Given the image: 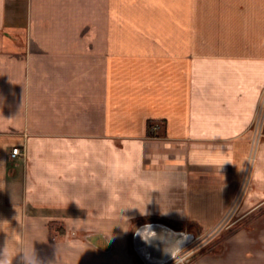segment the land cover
Instances as JSON below:
<instances>
[{"label":"crops","instance_id":"crops-1","mask_svg":"<svg viewBox=\"0 0 264 264\" xmlns=\"http://www.w3.org/2000/svg\"><path fill=\"white\" fill-rule=\"evenodd\" d=\"M263 86L264 0H0V259L147 264L140 227L196 235L243 188L189 264H264Z\"/></svg>","mask_w":264,"mask_h":264},{"label":"water","instance_id":"water-1","mask_svg":"<svg viewBox=\"0 0 264 264\" xmlns=\"http://www.w3.org/2000/svg\"><path fill=\"white\" fill-rule=\"evenodd\" d=\"M182 234L190 235L163 223L152 222L135 232L134 248L147 264H161L171 259L176 249L188 241H184Z\"/></svg>","mask_w":264,"mask_h":264},{"label":"built area","instance_id":"built-area-1","mask_svg":"<svg viewBox=\"0 0 264 264\" xmlns=\"http://www.w3.org/2000/svg\"><path fill=\"white\" fill-rule=\"evenodd\" d=\"M264 88V86H263ZM262 119H264V89L263 91L261 92L260 94V97H259V102H258V106H257V111H256V116H255V119H254V125H253V128H252V135H251V139L249 141V148H248V153H247V168L250 167L254 160H255V155H256V151H257V145H258V142H259V136L261 135L260 133L257 132V126L259 124V122H262ZM23 151L21 148H19L18 146H14L11 148V151H10V157L11 158H15L16 156L22 154ZM247 171V170H246ZM249 171L248 170V175H246L245 173V180L243 183L246 182V179L248 180V176H249ZM244 178V177H243ZM243 192V188H241V191L238 192L239 195L237 196V198L232 202L231 206L229 207V209L227 210V212L219 219V221L211 228V229H217V228H220V229H225L227 227L230 226V224L233 222V215H235L236 213V210H237V207H238V204L240 202V193ZM233 219V220H232ZM210 231V230H208ZM195 238H192L191 240H189L187 243L184 244V247L186 245H189L190 242H192ZM193 253V251L191 252H188L186 255H181L179 254L178 252L173 255V257L169 260H173V258L175 259L178 255V258L176 259L177 261H181L183 258H185L186 256H188L189 254Z\"/></svg>","mask_w":264,"mask_h":264},{"label":"rangeland","instance_id":"rangeland-1","mask_svg":"<svg viewBox=\"0 0 264 264\" xmlns=\"http://www.w3.org/2000/svg\"><path fill=\"white\" fill-rule=\"evenodd\" d=\"M263 87L261 89V92L263 91ZM253 125H254V121L252 123V128H253ZM257 132L260 133L261 135L259 136V141L260 139L262 138V136L264 135V119H262V122H259L258 126H257ZM252 135V134H251ZM250 135V136H251ZM248 153V152H247ZM246 163H247V155H246ZM245 163V168H244V173H243V179L245 180V173L246 175H248V170L251 171L252 167H253V164L247 168V165ZM247 170V171H246ZM249 171V173H250ZM244 180H242V184H243V187H246L247 186V183H248V180L246 179V182H244ZM237 217V215H233V219H235ZM232 228V227H230ZM228 228V229H230ZM228 229H220V228H215L214 230L213 229H209L210 231L206 230V231H201L199 233H196V235H193L192 238H195L192 242L189 243V245H186L184 247V244L179 246L178 249H176L174 255L178 252L179 254H183V255H186L188 252H191L193 251V253L189 254L188 256H186L185 258H183L181 261H177L176 259L178 258V256L173 260L171 261H166L164 263H161V264H189L191 259L197 255L198 253H202V252H206V251H209L212 249L213 247V243L215 242V240H217L220 235L225 232L226 230Z\"/></svg>","mask_w":264,"mask_h":264},{"label":"clouds","instance_id":"clouds-1","mask_svg":"<svg viewBox=\"0 0 264 264\" xmlns=\"http://www.w3.org/2000/svg\"><path fill=\"white\" fill-rule=\"evenodd\" d=\"M182 235L184 237V241H187V240L191 239L190 235H187V234H182ZM145 239H146V237H145ZM0 264H11V257L8 255L7 252L4 253V258L0 259Z\"/></svg>","mask_w":264,"mask_h":264},{"label":"trees","instance_id":"trees-1","mask_svg":"<svg viewBox=\"0 0 264 264\" xmlns=\"http://www.w3.org/2000/svg\"><path fill=\"white\" fill-rule=\"evenodd\" d=\"M48 227L51 231H56L58 234L63 233V227L61 224L57 223L56 221H49Z\"/></svg>","mask_w":264,"mask_h":264}]
</instances>
